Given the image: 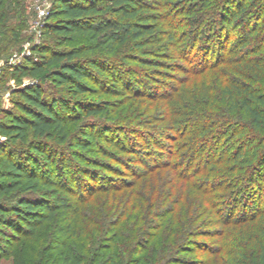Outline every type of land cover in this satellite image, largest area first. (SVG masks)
<instances>
[{"label": "trees", "instance_id": "1", "mask_svg": "<svg viewBox=\"0 0 264 264\" xmlns=\"http://www.w3.org/2000/svg\"><path fill=\"white\" fill-rule=\"evenodd\" d=\"M41 31L2 70L0 260L264 264V0H53Z\"/></svg>", "mask_w": 264, "mask_h": 264}, {"label": "rangeland", "instance_id": "2", "mask_svg": "<svg viewBox=\"0 0 264 264\" xmlns=\"http://www.w3.org/2000/svg\"><path fill=\"white\" fill-rule=\"evenodd\" d=\"M52 2L53 0H46L42 3H40L38 0H14V2L11 4L12 8L15 10L14 15L16 16L13 19L12 24L17 26L16 28L18 34H20V38L18 40V43L13 46V50L11 51V54L8 58L3 54V56L0 57V103L4 107L8 108L12 106L11 93L15 88L18 87L20 83L15 77L11 75V71H8L6 75L2 77V70L7 66L8 63L14 64L16 62L17 55H21L23 52L30 50L33 44L39 43L42 40V33L38 31V28L40 30L42 23L45 20V15L41 13V10L47 11L50 3L52 4ZM164 80L166 81V77L162 75V73L158 74L154 78V80L151 81V86H153V88L155 86L156 89V87L159 86ZM28 81V77L23 78V82ZM153 116H156V114ZM157 116H160V114ZM166 119L164 122H158L157 125H150L146 128L142 127V130H144L143 135H145V138L140 140L142 149L149 146L147 137H149L151 134L160 135V131L164 129V126L166 124L165 122H167ZM166 144L170 143L167 141ZM239 210H241V208H239L238 211ZM210 241L213 244L214 241ZM23 243L24 241L22 240L17 244V253L19 255L21 254L23 257H26L28 255L29 246H31V244L29 245L26 243L24 245ZM32 248L33 249H31V251H34L36 249L34 247V244ZM196 256L198 257L199 255ZM203 256L207 258L210 255L203 254ZM16 261L17 257L3 258L2 260H0V264H16Z\"/></svg>", "mask_w": 264, "mask_h": 264}, {"label": "built area", "instance_id": "3", "mask_svg": "<svg viewBox=\"0 0 264 264\" xmlns=\"http://www.w3.org/2000/svg\"><path fill=\"white\" fill-rule=\"evenodd\" d=\"M38 1H39L40 3H42V2H45L46 0H38ZM51 6H52V4L50 3V6H49V8L47 9V11H45V10H41V13H43V14L45 15V17H46V15L48 14V11H49V9L51 8ZM38 31H39L40 33H42L41 28H40V30H39V28H38ZM30 54H31V49L28 50V51L23 52L21 55H17L16 62L21 61L22 58H23L25 55H30Z\"/></svg>", "mask_w": 264, "mask_h": 264}]
</instances>
